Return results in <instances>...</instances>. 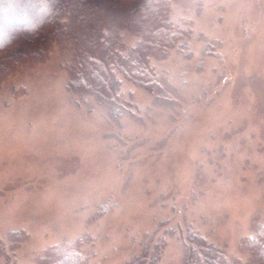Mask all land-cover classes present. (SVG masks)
Returning <instances> with one entry per match:
<instances>
[{
    "label": "rangeland",
    "instance_id": "1",
    "mask_svg": "<svg viewBox=\"0 0 264 264\" xmlns=\"http://www.w3.org/2000/svg\"><path fill=\"white\" fill-rule=\"evenodd\" d=\"M171 10L192 31L157 67L174 101L136 93L116 120L88 112L66 90L62 50L0 86V239L19 243L16 264L89 235L90 264H122L178 215L234 258L251 221L264 224V0ZM182 241L170 234L158 264H179Z\"/></svg>",
    "mask_w": 264,
    "mask_h": 264
},
{
    "label": "trees",
    "instance_id": "2",
    "mask_svg": "<svg viewBox=\"0 0 264 264\" xmlns=\"http://www.w3.org/2000/svg\"><path fill=\"white\" fill-rule=\"evenodd\" d=\"M171 13V0H0V86L62 50L66 90L88 112L103 108L116 120L137 111L136 93L174 101L167 73L158 68L170 53L188 50L192 31L175 24ZM185 226L183 215L159 221L139 238L142 252L122 264H158L170 234L181 241L185 235L179 264H264V224L257 219L234 258ZM90 238L61 240L45 248L37 264H90ZM18 245L0 239L5 264H16L12 250Z\"/></svg>",
    "mask_w": 264,
    "mask_h": 264
}]
</instances>
